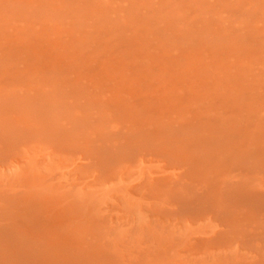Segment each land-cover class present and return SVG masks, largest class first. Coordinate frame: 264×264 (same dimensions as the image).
Here are the masks:
<instances>
[{
    "label": "rangeland",
    "instance_id": "1",
    "mask_svg": "<svg viewBox=\"0 0 264 264\" xmlns=\"http://www.w3.org/2000/svg\"><path fill=\"white\" fill-rule=\"evenodd\" d=\"M0 264H264V0H0Z\"/></svg>",
    "mask_w": 264,
    "mask_h": 264
},
{
    "label": "bare ground",
    "instance_id": "2",
    "mask_svg": "<svg viewBox=\"0 0 264 264\" xmlns=\"http://www.w3.org/2000/svg\"><path fill=\"white\" fill-rule=\"evenodd\" d=\"M51 232H52V235H53V237H55V238H60L61 237V235L59 234V233H57V231L54 229V230H51Z\"/></svg>",
    "mask_w": 264,
    "mask_h": 264
}]
</instances>
